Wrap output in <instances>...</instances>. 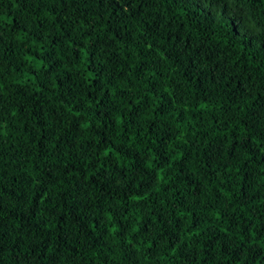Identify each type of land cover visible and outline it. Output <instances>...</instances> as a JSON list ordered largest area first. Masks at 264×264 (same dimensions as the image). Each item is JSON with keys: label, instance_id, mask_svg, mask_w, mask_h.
Listing matches in <instances>:
<instances>
[{"label": "trees", "instance_id": "1", "mask_svg": "<svg viewBox=\"0 0 264 264\" xmlns=\"http://www.w3.org/2000/svg\"><path fill=\"white\" fill-rule=\"evenodd\" d=\"M0 264H264V0H0Z\"/></svg>", "mask_w": 264, "mask_h": 264}]
</instances>
